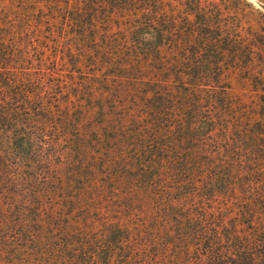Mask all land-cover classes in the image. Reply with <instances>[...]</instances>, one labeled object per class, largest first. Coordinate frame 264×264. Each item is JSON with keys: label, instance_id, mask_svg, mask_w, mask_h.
Returning <instances> with one entry per match:
<instances>
[{"label": "trees", "instance_id": "1", "mask_svg": "<svg viewBox=\"0 0 264 264\" xmlns=\"http://www.w3.org/2000/svg\"><path fill=\"white\" fill-rule=\"evenodd\" d=\"M257 1L0 0V264H264Z\"/></svg>", "mask_w": 264, "mask_h": 264}, {"label": "clouds", "instance_id": "2", "mask_svg": "<svg viewBox=\"0 0 264 264\" xmlns=\"http://www.w3.org/2000/svg\"><path fill=\"white\" fill-rule=\"evenodd\" d=\"M250 2L256 6V7H259L260 5L258 4L257 0H250Z\"/></svg>", "mask_w": 264, "mask_h": 264}, {"label": "rangeland", "instance_id": "3", "mask_svg": "<svg viewBox=\"0 0 264 264\" xmlns=\"http://www.w3.org/2000/svg\"><path fill=\"white\" fill-rule=\"evenodd\" d=\"M258 2V1H257ZM259 4V3H258ZM260 5V4H259ZM262 9H264V8H262ZM159 78H163L162 76H160Z\"/></svg>", "mask_w": 264, "mask_h": 264}]
</instances>
